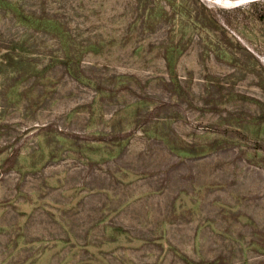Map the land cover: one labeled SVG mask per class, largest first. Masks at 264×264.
Segmentation results:
<instances>
[{
    "label": "rangeland",
    "instance_id": "374dc122",
    "mask_svg": "<svg viewBox=\"0 0 264 264\" xmlns=\"http://www.w3.org/2000/svg\"><path fill=\"white\" fill-rule=\"evenodd\" d=\"M0 264H264V0H0Z\"/></svg>",
    "mask_w": 264,
    "mask_h": 264
},
{
    "label": "bare ground",
    "instance_id": "6f19581e",
    "mask_svg": "<svg viewBox=\"0 0 264 264\" xmlns=\"http://www.w3.org/2000/svg\"><path fill=\"white\" fill-rule=\"evenodd\" d=\"M229 2V1H228Z\"/></svg>",
    "mask_w": 264,
    "mask_h": 264
}]
</instances>
